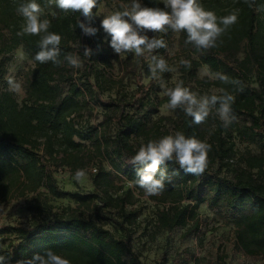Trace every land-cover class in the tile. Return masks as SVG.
<instances>
[{"label": "trees", "instance_id": "obj_1", "mask_svg": "<svg viewBox=\"0 0 264 264\" xmlns=\"http://www.w3.org/2000/svg\"><path fill=\"white\" fill-rule=\"evenodd\" d=\"M141 1L146 7H164L161 0ZM28 2L30 0H0V23L9 31V42L4 48H0V54L4 50L9 52L22 46L31 53L34 61L27 81L25 102L20 104L9 90H0V204L10 200L16 189L19 190V195H23L25 190L35 191L42 185L53 194H71L69 191L57 189L55 179L48 171L43 155H38V150L43 149L51 158L59 149L80 151L83 145L75 138L82 139L85 135L75 125L74 116L86 105L81 103L79 97L89 91L93 84L90 81L92 72L88 65L84 70L85 80L78 84L71 77H67L69 82L67 91H64L56 76L64 78L63 70L67 62L57 67L51 62L41 64L34 59L39 51L40 37L17 36V32L24 24L17 7ZM36 2L47 12L45 16L41 15V19L51 22L49 31L62 37L61 60L67 54H71L72 42L88 40L97 50L93 53L108 64L112 50L110 35L104 40L98 31L94 36H87L78 26L79 20L89 24L81 13L71 10L65 12L59 9L55 2L49 5L48 0ZM99 2L100 0L97 5ZM200 2L206 10L215 12L217 17L236 13L238 19L220 36L214 48L198 50L193 44L188 43L198 51L199 57L192 59L191 67L187 68L194 74L200 65L205 64L210 71L222 73L240 82L233 85L224 84L219 79L213 81L235 97L232 104L233 114L247 115L250 118L251 125L248 127L250 138L256 140L257 136L264 134V0H255L254 6L251 7L249 6L251 0L248 3L245 0ZM94 12L95 8L93 14ZM90 26L98 29L93 19ZM172 35L173 31L169 29L158 38L164 39L168 45ZM92 39L96 42L93 43ZM180 39L185 43L187 33L181 31ZM166 49H157L153 53L165 54ZM239 54H242L241 57H238ZM143 57L136 56L135 62L139 68H144V76H150L148 64L143 63ZM131 58L132 53H125L123 61L136 83L131 100L110 103L98 97V104L112 113L111 116L106 115L108 117L106 120H115L117 125L111 139L115 153L130 159L139 149V146H134L132 139L146 133L145 117L157 110L158 103L161 104V101H156L157 96L152 90L154 80L150 77L149 81L143 84L141 81L143 75L135 73L133 64L129 62ZM2 73L3 66L0 62V78ZM252 81L254 85L251 84ZM221 94L220 92L214 95ZM176 122L177 131L186 137L194 136L202 140L199 125L194 124L191 117L185 113H178ZM211 146L208 167L203 175L185 174L177 164L168 162L169 174L173 172L176 174L172 177V183L166 182L165 191L174 194L173 184L179 190V195L183 194L196 205L205 203L208 208L219 212L227 222L233 224L237 237L246 249L252 251L249 248L253 247L261 250L264 248V180L231 179L218 175L210 165L217 162L218 167L221 166L227 151L221 148L216 150L213 145ZM248 160L250 167L259 170L264 167V156H252ZM138 167L142 166L132 165L126 171L134 184ZM189 214L188 206H184L170 217L166 212H162L161 216L164 225L172 228L184 225ZM15 229L22 235L21 244L14 249L15 258L19 261L53 250L69 260L70 264H141L138 256L131 251L128 239L116 238L109 230L91 219L56 216L30 229L22 227Z\"/></svg>", "mask_w": 264, "mask_h": 264}, {"label": "rangeland", "instance_id": "obj_2", "mask_svg": "<svg viewBox=\"0 0 264 264\" xmlns=\"http://www.w3.org/2000/svg\"><path fill=\"white\" fill-rule=\"evenodd\" d=\"M163 1V0H161ZM142 6H146L140 0ZM131 0H100L95 8L94 18L98 34L104 40L107 33L101 27L105 16L116 11H123ZM43 9L42 15H46ZM151 38L161 33L147 32ZM9 42V31L0 23V48ZM92 42H96L92 39ZM95 47L88 40L71 43V54L79 55L82 67L73 68L67 63L63 77L57 79L64 91H67L71 77L75 83L85 80V67L90 65L92 88L86 91L79 100L86 103L85 108L74 116L75 125L82 130L84 138L76 141L82 143L80 151H64L59 149L51 158L43 155L60 191L71 194H53L44 185L35 191L19 190L13 192L10 200L0 204V256L6 258L5 264H16L14 249L21 244V233L15 227L30 229L42 221L54 217L67 218L77 216L91 219L104 229L109 230L116 238L126 240L141 264H264V248L246 249L235 232L232 223L225 220L219 212L210 209L205 203L195 204L183 194L179 195L177 187L172 184L174 194L164 191L158 196H147L145 191L127 176L126 171L132 167L130 158L117 155L113 149V138L117 125L115 120H106L110 115L99 103L98 97L110 103H122L131 100L135 79L124 65L125 53L116 54L112 49L108 64L97 54L88 58L83 56V48ZM143 57V63H151V56L163 57L172 71L158 73V78L144 76V68L135 62V54L129 60L135 73L143 75L141 81L146 84L150 77L154 80L152 90L157 96V110L145 117L146 133L132 139L134 146H141L150 139H159L177 132V115L185 113L183 109L168 108L167 88H174L183 81L184 86L196 92L198 98L220 93L221 87L213 81L217 80L215 72L202 64L194 74L182 60L198 59L199 53L194 47L180 39V32H173L165 54L149 53ZM239 54L238 57H241ZM3 73L0 78V90H9L6 77L13 76L22 86L19 93L10 91L20 104L26 101V86L30 71L34 67L31 53L18 46L11 51L0 54ZM145 65V64H144ZM252 85L255 83L252 81ZM187 85V86H186ZM132 111V110H129ZM133 112V111H132ZM144 114V113H143ZM235 119L228 127H224L216 108H213L202 124H199L201 141L211 142L216 150L226 149L227 156L223 164H211L212 170L220 176L231 179L264 180V167L261 170L249 166L252 156H264V134L251 140L248 127L251 120L247 115H234ZM106 120V121H105ZM78 169L86 172L85 177L77 181L75 173ZM95 169V170H94ZM22 186H20L21 189ZM188 206L190 214L181 226L168 228L164 225L161 213L168 217L176 211ZM121 224V225H120ZM17 249V248H16Z\"/></svg>", "mask_w": 264, "mask_h": 264}, {"label": "clouds", "instance_id": "obj_3", "mask_svg": "<svg viewBox=\"0 0 264 264\" xmlns=\"http://www.w3.org/2000/svg\"><path fill=\"white\" fill-rule=\"evenodd\" d=\"M67 12H79L89 21L78 22L79 28L87 36H94L98 29L90 26L93 19V9L97 7L98 0H48L51 5ZM246 3L249 0H245ZM255 0H251L249 6H254ZM163 8L142 6L140 0H131L129 6L123 11H116L104 17L101 27L110 35V46L118 55L122 53H134L137 57H143L146 53H152L157 49L167 48L166 41L151 38L147 32L164 33L169 29L173 32L184 31L187 33L186 44H193L198 50H207L217 46V41L227 29L237 22V14L217 17L215 12L206 10L200 0H163ZM260 9H257L259 11ZM17 12L24 19V24L17 32V36H39V51L34 59L41 64L51 62L57 67L63 66L66 61L70 67H82L79 55L67 54L60 59L61 35L49 31L51 22L41 19L43 9L36 0L18 5ZM222 25V26H221ZM93 50L85 46L83 56L90 58ZM181 63L191 67L189 61ZM149 71L152 78H158V73L172 71L163 57L151 56ZM224 84L238 85L240 82L230 79L222 73L216 74ZM10 91L19 93L21 84L13 76L6 77ZM221 95L201 96L185 87L183 81L176 83L174 88H167L165 95L169 98L168 108H181L185 114L192 118L194 124H202L208 118L211 110L216 108V113L224 127H228L235 119L232 104L235 97L227 90L221 89ZM218 105V107H217ZM211 145L196 137H186L177 131L174 135H165L159 139H150L142 143L138 151L131 157L129 163L140 165L136 170L135 184L142 188L147 196H158L165 191L166 182L172 183V177L167 169L168 162H174L185 174L203 175L208 167V153ZM163 166V167H162ZM86 172L78 169L75 173L77 181L85 177ZM6 258L0 256V264H5ZM16 264H70L69 260L56 254L53 250H47L44 255L36 254L31 259L17 261Z\"/></svg>", "mask_w": 264, "mask_h": 264}, {"label": "built area", "instance_id": "obj_4", "mask_svg": "<svg viewBox=\"0 0 264 264\" xmlns=\"http://www.w3.org/2000/svg\"><path fill=\"white\" fill-rule=\"evenodd\" d=\"M95 170V169H94Z\"/></svg>", "mask_w": 264, "mask_h": 264}]
</instances>
